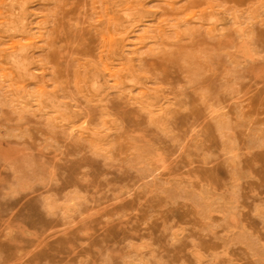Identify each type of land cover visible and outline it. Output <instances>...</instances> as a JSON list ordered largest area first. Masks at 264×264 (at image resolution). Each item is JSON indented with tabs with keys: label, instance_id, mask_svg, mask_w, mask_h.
<instances>
[{
	"label": "rangeland",
	"instance_id": "374dc122",
	"mask_svg": "<svg viewBox=\"0 0 264 264\" xmlns=\"http://www.w3.org/2000/svg\"><path fill=\"white\" fill-rule=\"evenodd\" d=\"M0 264H264V0H0Z\"/></svg>",
	"mask_w": 264,
	"mask_h": 264
},
{
	"label": "bare ground",
	"instance_id": "6f19581e",
	"mask_svg": "<svg viewBox=\"0 0 264 264\" xmlns=\"http://www.w3.org/2000/svg\"><path fill=\"white\" fill-rule=\"evenodd\" d=\"M125 15V14H124ZM214 19H212V21H213ZM109 22H111L110 24H112V18L110 17V19H109ZM129 27V26H128ZM241 30V29H240ZM107 37H105V39L107 40V42H106V48L108 49V51H109V53H111L112 54V49H115V48H117V46H118V44H117V42L113 39L112 40V30L111 29H108V31H107ZM125 36V35H124ZM108 60H110V57L108 58ZM20 62H21V65H19V66H17L18 67V70H17V72H11L12 73V75L14 76V77H16L17 75H21L22 73L21 72H23V70H25V68H24V66H25V63H24V60L23 59H21L20 60ZM101 62H102V64H103V67H104V69H105V71L106 72H108L109 73V75H110V77H112V70H111V68H110V63L106 60V59H104L103 57H101ZM23 75V74H22ZM2 76L3 77H6V74L5 73H2ZM123 78V77H122ZM17 82H14V81H10V87H12L11 89H12V91L15 93V95L17 96V97H19V98H25L26 96H28L29 95V93L27 92V91H25L24 89H21V86H20V82L18 81V80H16ZM131 81V80H130ZM19 85H18V84ZM130 83V82H129ZM95 84V83H94ZM95 86V85H94ZM15 97V96H14ZM14 104V103H13ZM18 106V105H17ZM143 108V107H142ZM142 108H141V110H142ZM153 108H154V106H153ZM20 113V112H19ZM23 114V113H22ZM23 117V116H22ZM79 135L80 136H84V135H86V136H88V137H90V136H92L93 137V135H94V133H93V131L90 129V128H83V129H81V131H80V133H79Z\"/></svg>",
	"mask_w": 264,
	"mask_h": 264
}]
</instances>
